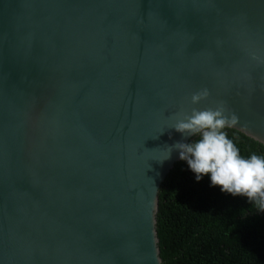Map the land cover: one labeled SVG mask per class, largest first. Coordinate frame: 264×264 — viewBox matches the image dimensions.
Returning a JSON list of instances; mask_svg holds the SVG:
<instances>
[{"label":"water","instance_id":"water-1","mask_svg":"<svg viewBox=\"0 0 264 264\" xmlns=\"http://www.w3.org/2000/svg\"><path fill=\"white\" fill-rule=\"evenodd\" d=\"M220 102L264 148V0H0V264H160L176 114Z\"/></svg>","mask_w":264,"mask_h":264},{"label":"trees","instance_id":"trees-1","mask_svg":"<svg viewBox=\"0 0 264 264\" xmlns=\"http://www.w3.org/2000/svg\"><path fill=\"white\" fill-rule=\"evenodd\" d=\"M227 132L242 156H264L259 144ZM155 232L160 264H264V211L213 186L209 175L197 181L181 159L158 190Z\"/></svg>","mask_w":264,"mask_h":264},{"label":"clouds","instance_id":"clouds-1","mask_svg":"<svg viewBox=\"0 0 264 264\" xmlns=\"http://www.w3.org/2000/svg\"><path fill=\"white\" fill-rule=\"evenodd\" d=\"M209 95L208 89H201L191 95V103L198 104ZM176 115L182 118L172 128L196 139L190 143L176 142L169 147L165 159L173 149L179 150V158L187 162L197 181L209 175L213 186L233 196H245L264 211V156H242L227 132L239 123V117L229 113L223 102L203 110L193 108L190 115Z\"/></svg>","mask_w":264,"mask_h":264}]
</instances>
